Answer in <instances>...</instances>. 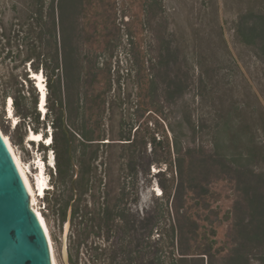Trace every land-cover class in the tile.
<instances>
[{
    "label": "rangeland",
    "instance_id": "374dc122",
    "mask_svg": "<svg viewBox=\"0 0 264 264\" xmlns=\"http://www.w3.org/2000/svg\"><path fill=\"white\" fill-rule=\"evenodd\" d=\"M9 1V9L5 11L8 29L19 16L11 7L15 4L20 8L22 0ZM116 2L113 10L121 9L111 15L109 30L113 41L109 43V55L107 53L113 70L118 68V58L122 60L121 66L127 65L128 57L140 65L145 49L151 44L153 48H164L165 56L160 67L154 69L156 83L152 91L139 89L133 76L123 78L122 96L114 97L107 111L108 138L116 143L100 147L98 160L92 166L98 169L91 172L88 180L81 175V163L73 154L74 162L71 159L70 166L60 160L61 144L53 143L47 148L45 141H28L31 129L37 128L52 137L57 130L51 125V118L44 120L38 88L31 91V84L22 77V59L4 61L3 54L0 55V127L28 170L32 184L38 181L41 168L47 183L50 180L55 184V192L45 191V196L37 192L36 207L48 225L59 264H64L61 248L66 219L63 215L71 204L73 214L68 244L70 254L73 252L76 258V262L71 263L118 264L120 256L115 258L114 254L120 242L117 221L109 231L101 219L103 210L124 186L129 212L143 216L152 210L158 195L162 194L160 182L170 185L174 177L178 182L180 176L185 184L189 181L208 184L216 199L214 206L218 208V215L214 216L217 238L225 241L232 226L231 211L237 194L246 192L248 185L231 180L232 176L243 180V174L231 166L238 146L232 142L230 133L228 145L221 148L217 142L218 132L237 125L248 136L254 132L257 139L264 138V59L256 54L253 46L241 42L235 30L239 17L250 8H261L264 12V0H164V8L158 15L142 10L144 0ZM15 64L20 65L13 68ZM44 78L48 94L49 80L46 75ZM35 96L38 98L37 111L41 113L39 121L35 118ZM10 98L18 125L13 124L6 112ZM25 113L30 117H25ZM120 120L124 121L123 127ZM121 130L136 134L140 144L146 142L148 153H151L153 135L159 139L167 134L171 145L174 140L180 143L181 156L188 146L195 156L179 160L172 148L173 164L161 176L155 173L166 170V164L148 165L146 160L141 164L137 157L135 161L141 164L138 165L141 171L136 175L130 164L133 151L121 146L123 141L117 139ZM71 133L77 157L84 152L85 158L93 156L95 149L84 147L82 142L86 141L78 130L72 128ZM257 159L258 166L264 168L261 157ZM74 163L79 175L73 184ZM254 181L259 185L258 177H254ZM75 209L78 210L76 214Z\"/></svg>",
    "mask_w": 264,
    "mask_h": 264
},
{
    "label": "trees",
    "instance_id": "16d2710c",
    "mask_svg": "<svg viewBox=\"0 0 264 264\" xmlns=\"http://www.w3.org/2000/svg\"><path fill=\"white\" fill-rule=\"evenodd\" d=\"M163 1L144 0L142 10L158 15L164 8ZM116 3V0H22L20 8L15 4L11 7L19 16L8 29L5 11L9 9L10 1L0 0V55L3 54L4 61L22 59V77L31 84L33 92L37 85L30 70L45 73L50 91L44 120L51 118V125L57 130L53 142L62 145L60 160L70 166L72 153L80 161V173L87 176V180L91 172L98 169L92 166L98 160L100 147L116 143L108 138L107 111L112 99L122 96L123 78L133 76L139 89L152 91L156 83L154 69L160 67L165 56L164 48H153L151 44L145 49L140 65L128 57L127 65L121 66L122 60L118 58V68L113 70V62L108 61L107 53L109 55V43L113 41L109 30L111 15L121 9L113 10ZM235 30L237 38L253 46L256 54L264 59L262 9L252 7L242 14ZM46 43L47 47H44ZM19 65L15 64L13 68ZM117 85L118 89L115 88ZM35 97V118L39 121L41 113L37 111L38 98ZM22 112H25L24 107ZM123 123L120 120L121 127ZM72 128H76L86 141L82 142L85 148L95 149L93 156L85 158L84 152L77 157ZM35 131L39 132V129ZM230 133L232 142L238 146L231 166L243 174V180L233 176L231 180L248 185V190L237 194L227 239L220 242L217 238L214 216L218 215V208L214 206L216 199L208 184L192 181L185 184L182 176L178 182L174 177L170 185L161 181L162 194L158 195L152 210L143 216L127 212L128 193L121 186L101 218L109 231H112V223L117 221L120 242L114 254L115 258L120 256L118 264H264V168L258 166L257 159L261 157L264 161V138L257 139L254 132L248 136L237 125H232L230 129L226 127L218 132L217 142L221 148L228 145ZM117 139L123 141L121 146L133 151L130 164L136 175L141 171L138 165L144 160L148 165L166 164V170L155 173L156 176L165 174L173 164L172 148L179 160L195 156L190 146L181 156L180 143L174 140L171 145L167 134L159 139L153 135L151 153H148L147 143H138L136 134L130 131L121 130ZM137 157L141 164L136 163ZM60 174L63 177L61 171ZM254 177H258L259 185ZM52 184L53 189L48 192L57 190ZM67 211L68 208L64 219ZM77 211L75 209L74 213Z\"/></svg>",
    "mask_w": 264,
    "mask_h": 264
},
{
    "label": "water",
    "instance_id": "95a60500",
    "mask_svg": "<svg viewBox=\"0 0 264 264\" xmlns=\"http://www.w3.org/2000/svg\"><path fill=\"white\" fill-rule=\"evenodd\" d=\"M31 77L35 80V74ZM74 162V157L70 153ZM76 173L78 166L74 163ZM73 205L68 207L62 235L61 256L64 264H72L69 232ZM0 264H56L48 234L37 215L24 177L0 127Z\"/></svg>",
    "mask_w": 264,
    "mask_h": 264
},
{
    "label": "bare ground",
    "instance_id": "6f19581e",
    "mask_svg": "<svg viewBox=\"0 0 264 264\" xmlns=\"http://www.w3.org/2000/svg\"><path fill=\"white\" fill-rule=\"evenodd\" d=\"M33 73L35 74V79L38 83V86L37 88H39V107L41 109V111L44 113L47 111V105H45V103L47 102V87H46V82L43 81L45 78L43 75V73H40V72H35L33 71ZM13 99L10 98L9 102H10V105L7 106L8 108L6 109V112L8 114V118H10L12 121H13V124L14 125H18L19 124V121L14 113V109L12 108V103ZM4 135V134H3ZM53 135H47L45 136V134L41 131L39 132H36L34 131L33 129H31L28 133V141H36V142H41V141H45L47 144H53ZM6 141L8 142V145L9 147L11 148L13 154H14V157L17 161V164L20 168V171L24 177V180H25V183H26V186H27V189L31 192V196H32V200H33V204H34V209L37 213V215L39 216L47 234H48V237L50 239V243H51V247H52V254H53V258H54V261L56 264H59V261L57 259V256H56V252H55V247H54V243H53V239H52V236L50 234V230L48 228V225L45 221V219L43 218V215L41 213V211L36 207V202H37V192L39 191V195L41 194H44L45 193V188L47 187V181H46V178L45 176L43 175L44 174V169L41 168V172H40V176H38V181L35 183V185L32 184V180L30 179V176H29V173H28V170L26 169V167L24 166V164L22 163V160L18 158L17 154L15 153L12 145H11V142L10 140L4 135ZM37 185V187H36ZM37 188V189H35Z\"/></svg>",
    "mask_w": 264,
    "mask_h": 264
},
{
    "label": "flooded vegetation",
    "instance_id": "af4514ba",
    "mask_svg": "<svg viewBox=\"0 0 264 264\" xmlns=\"http://www.w3.org/2000/svg\"><path fill=\"white\" fill-rule=\"evenodd\" d=\"M126 206H127V204H126ZM127 208V207H126ZM127 212H129V210H128V208H127ZM120 237V236H119ZM120 239V238H119ZM70 260L72 261V262H76V258H75V254L72 252V254H70Z\"/></svg>",
    "mask_w": 264,
    "mask_h": 264
},
{
    "label": "built area",
    "instance_id": "2783aa9c",
    "mask_svg": "<svg viewBox=\"0 0 264 264\" xmlns=\"http://www.w3.org/2000/svg\"><path fill=\"white\" fill-rule=\"evenodd\" d=\"M9 105H10V102L8 101L7 106H9ZM11 105H12V108L14 109V102L13 101H12ZM7 106H6V109L8 108Z\"/></svg>",
    "mask_w": 264,
    "mask_h": 264
}]
</instances>
